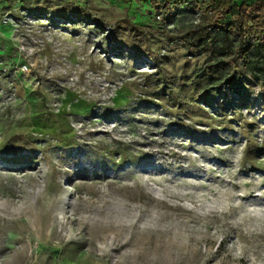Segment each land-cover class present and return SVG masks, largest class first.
Here are the masks:
<instances>
[{"label":"rangeland","instance_id":"374dc122","mask_svg":"<svg viewBox=\"0 0 264 264\" xmlns=\"http://www.w3.org/2000/svg\"><path fill=\"white\" fill-rule=\"evenodd\" d=\"M210 3L0 0V264H264V0Z\"/></svg>","mask_w":264,"mask_h":264},{"label":"trees","instance_id":"16d2710c","mask_svg":"<svg viewBox=\"0 0 264 264\" xmlns=\"http://www.w3.org/2000/svg\"><path fill=\"white\" fill-rule=\"evenodd\" d=\"M210 6L213 9H218L221 6V0H211ZM223 12H229L224 11ZM242 16V21L240 25V32H241V38L242 40L245 39L247 32H257L259 28L264 29V17H260L259 14L254 15L251 13H240Z\"/></svg>","mask_w":264,"mask_h":264},{"label":"built area","instance_id":"2783aa9c","mask_svg":"<svg viewBox=\"0 0 264 264\" xmlns=\"http://www.w3.org/2000/svg\"><path fill=\"white\" fill-rule=\"evenodd\" d=\"M162 15H163V14L159 13V14H157L156 18H157L158 20H160V19L162 18Z\"/></svg>","mask_w":264,"mask_h":264}]
</instances>
